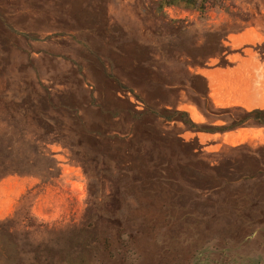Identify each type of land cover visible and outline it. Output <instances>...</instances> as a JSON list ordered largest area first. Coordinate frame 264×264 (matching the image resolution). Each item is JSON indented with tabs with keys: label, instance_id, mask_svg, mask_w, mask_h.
Returning <instances> with one entry per match:
<instances>
[{
	"label": "rangeland",
	"instance_id": "rangeland-1",
	"mask_svg": "<svg viewBox=\"0 0 264 264\" xmlns=\"http://www.w3.org/2000/svg\"><path fill=\"white\" fill-rule=\"evenodd\" d=\"M254 111L264 0H0V264H264Z\"/></svg>",
	"mask_w": 264,
	"mask_h": 264
},
{
	"label": "crops",
	"instance_id": "crops-1",
	"mask_svg": "<svg viewBox=\"0 0 264 264\" xmlns=\"http://www.w3.org/2000/svg\"><path fill=\"white\" fill-rule=\"evenodd\" d=\"M256 61H258L254 55L252 54H248V56H245L242 60V65L243 67H241V70L243 72V74H247V75H252L251 73L254 71L253 68H255L257 65H256ZM259 62V61H258ZM260 64V63H259ZM261 65V64H260ZM229 138H232L235 136V134H229ZM205 149H209L208 147H206ZM213 150V149H211ZM245 177V176H244ZM243 177V178H244ZM8 210H9V206H7V204H2L0 205V211H3L5 212L3 214L4 215H7L8 213Z\"/></svg>",
	"mask_w": 264,
	"mask_h": 264
},
{
	"label": "trees",
	"instance_id": "trees-1",
	"mask_svg": "<svg viewBox=\"0 0 264 264\" xmlns=\"http://www.w3.org/2000/svg\"><path fill=\"white\" fill-rule=\"evenodd\" d=\"M251 115H256L254 120H257L259 123L264 124V121L262 120V118H258V116L264 115L263 111H254V112L250 113L248 116H251Z\"/></svg>",
	"mask_w": 264,
	"mask_h": 264
}]
</instances>
